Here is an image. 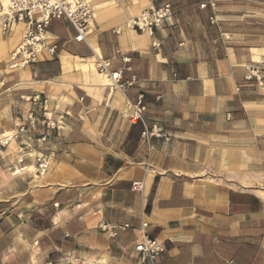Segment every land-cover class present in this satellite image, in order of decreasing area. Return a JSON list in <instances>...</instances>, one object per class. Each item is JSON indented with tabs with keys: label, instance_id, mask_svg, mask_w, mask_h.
<instances>
[{
	"label": "crops",
	"instance_id": "0c3cea01",
	"mask_svg": "<svg viewBox=\"0 0 264 264\" xmlns=\"http://www.w3.org/2000/svg\"><path fill=\"white\" fill-rule=\"evenodd\" d=\"M163 3L172 6L170 23L128 28ZM90 4L84 43L73 40L66 21L52 20L53 55L11 71L0 61V134L26 120L33 95L47 101L52 120L67 114L45 142L36 141L45 134L39 127L33 144L9 145L19 150V169L35 168L43 152L53 158L42 175L36 168L17 175L27 182L0 201L11 205L0 208L7 246L1 264H138L134 245L142 232L163 248L156 264H264V191L252 182L264 156V0ZM13 33L0 30L6 56L23 27L14 45ZM96 58L136 82L123 91L104 85ZM138 94L146 110L134 126L128 103ZM142 125L169 139L147 145ZM135 181L141 192L131 190ZM100 223L130 229L111 238Z\"/></svg>",
	"mask_w": 264,
	"mask_h": 264
},
{
	"label": "built area",
	"instance_id": "2783aa9c",
	"mask_svg": "<svg viewBox=\"0 0 264 264\" xmlns=\"http://www.w3.org/2000/svg\"><path fill=\"white\" fill-rule=\"evenodd\" d=\"M173 19V9L170 3H163L159 7L150 8L143 11L138 17L132 19L128 23V28L136 31H152L158 29L165 24H168ZM52 20H64L74 30L73 40L76 43H84L86 37L92 29L93 9L90 0H0V30L6 33L14 29L18 24L23 25V33L20 42L8 53L5 67L7 70H15L34 65L38 61L41 53L47 52L50 55L55 53L57 42L48 40L47 28ZM212 21L213 18H210ZM123 62L128 63V59H123ZM95 70L97 73L105 77L109 82L111 89L123 91L126 88L133 86L136 82L134 76L129 80H124L122 71L111 70L110 63L107 60L96 58ZM129 70V69H125ZM251 79V75L246 77ZM256 82H260L261 77L254 76ZM264 89V86H263ZM28 102L32 108L26 113L25 121H17L14 123L15 131L8 140L25 141L28 144H33L34 140L31 136L38 128H42L45 134H42L37 142H45L47 131H60L63 129L64 118L67 114L57 116L56 120L51 119V113L48 110V104L45 99H41L39 95L28 97ZM130 109L129 122L132 125L142 124L143 113L146 110L144 96L138 94L135 102L128 103ZM34 108L41 111V119L35 115ZM141 139L150 144L154 139H164L167 141L169 136L164 135L163 131L153 126L149 129L142 125L140 133ZM53 158L52 152H43L36 156V172L40 175L44 174ZM143 183L135 181L131 184V190L141 192ZM146 227L142 223V228ZM127 224L117 223H100L98 230L101 233L107 234L109 237H116L119 231L129 230ZM161 244L151 239L142 232L139 240L134 245L138 264H156V259L162 253Z\"/></svg>",
	"mask_w": 264,
	"mask_h": 264
},
{
	"label": "rangeland",
	"instance_id": "374dc122",
	"mask_svg": "<svg viewBox=\"0 0 264 264\" xmlns=\"http://www.w3.org/2000/svg\"><path fill=\"white\" fill-rule=\"evenodd\" d=\"M0 45H1V43H0ZM0 47L2 48V50L0 49L1 50L0 61L4 62L7 58V56H6V54L5 55L3 54L2 45ZM5 106L6 105H3V103H0V109L3 107L4 108L3 111L6 109ZM3 111H1V112H3ZM10 129H12V131ZM10 129L9 128L6 129V131L11 133L10 136L0 138V201H3L7 196L8 197H11V195L15 196L16 192L18 190H21L23 188L22 186L25 185V183L27 182V178H19L21 176H17V175L13 176L12 175L13 172H15L17 169H19L20 165H18L17 160L20 157L19 158L17 157L18 156L17 153L19 150H17L15 145H13V147H9L10 143L16 142L13 140H8L12 136L13 131L15 130L14 125L10 126ZM5 132H3V133H5ZM263 148H264V144H263ZM22 153H23V151H22ZM24 158L22 157V159H24ZM27 171L29 174L32 173L31 170H27ZM36 174H38V173L36 172ZM38 175H40V174H38ZM252 182L257 186V188L264 187V156H263V163H261L258 166V169L254 174V178H253ZM6 205L8 207H6ZM2 206H3V208L9 209L11 205L3 204L2 202H0V208ZM5 241L6 240L1 237V233H0V264L2 263L1 261H3L4 254L7 251L6 250L7 246L5 247V245H3V242H5ZM3 246H4V248H3Z\"/></svg>",
	"mask_w": 264,
	"mask_h": 264
},
{
	"label": "bare ground",
	"instance_id": "6f19581e",
	"mask_svg": "<svg viewBox=\"0 0 264 264\" xmlns=\"http://www.w3.org/2000/svg\"><path fill=\"white\" fill-rule=\"evenodd\" d=\"M20 27L22 28L23 27V25L22 24H18V25H16L15 27H14V33H13V36L10 38V41H11V43L14 45V43L15 42H17L16 40H17V38H18V35H19V33H18V29H20ZM0 43H1V45H2V47H3V54L5 55V47H4V45H5V41L4 40H1L0 39ZM44 53V52H43ZM73 58H76V57H73ZM77 59H79V58H77ZM86 63H87V61H86ZM88 64V63H87ZM90 64V63H89ZM64 65H66L65 63H64ZM95 65V64H94ZM85 67L86 66H82V69L84 70L85 69ZM74 68V67H73ZM22 69V68H21ZM79 69V68H78ZM77 69V70H78ZM87 70V69H86ZM102 79H103V84L104 85H107V86H109L110 84H109V82H108V80H106L105 79V77H101ZM10 132H8V131H6L5 133H3V134H1L0 135V138L1 137H6V136H10ZM30 165V164H29ZM28 170H31V171H34L35 172V168H32L31 166H27L26 167ZM26 168H22V169H17L15 172H13L12 173V175L13 176H16V175H20V174H22V172L23 171H25V169ZM35 177H37V176H35ZM256 190H258L259 191V193L260 192H262V191H264V187H261V188H256ZM248 191H249V189H248Z\"/></svg>",
	"mask_w": 264,
	"mask_h": 264
},
{
	"label": "trees",
	"instance_id": "16d2710c",
	"mask_svg": "<svg viewBox=\"0 0 264 264\" xmlns=\"http://www.w3.org/2000/svg\"><path fill=\"white\" fill-rule=\"evenodd\" d=\"M135 125H139V124H135ZM135 125H134V126H135ZM140 133H141V132H140Z\"/></svg>",
	"mask_w": 264,
	"mask_h": 264
}]
</instances>
